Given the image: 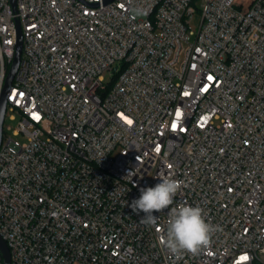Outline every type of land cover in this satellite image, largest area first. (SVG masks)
Wrapping results in <instances>:
<instances>
[{
	"label": "built area",
	"instance_id": "obj_1",
	"mask_svg": "<svg viewBox=\"0 0 264 264\" xmlns=\"http://www.w3.org/2000/svg\"><path fill=\"white\" fill-rule=\"evenodd\" d=\"M194 1L0 0V95L18 21L5 114L26 137L2 125L10 264H264V0H197L192 30ZM162 174L186 184L171 207L218 226L199 254L159 243L168 209L146 226L128 206Z\"/></svg>",
	"mask_w": 264,
	"mask_h": 264
},
{
	"label": "clouds",
	"instance_id": "obj_2",
	"mask_svg": "<svg viewBox=\"0 0 264 264\" xmlns=\"http://www.w3.org/2000/svg\"><path fill=\"white\" fill-rule=\"evenodd\" d=\"M157 178L159 182L154 187L141 188L139 198L132 200L128 206L132 213L144 214L140 223L146 226L157 224L158 217L154 213L168 209L166 229H158L161 231L159 243L177 259L185 253L199 254L210 245L218 226L206 221L204 210L199 206L179 203L171 207L182 187H186L184 181L163 174Z\"/></svg>",
	"mask_w": 264,
	"mask_h": 264
},
{
	"label": "water",
	"instance_id": "obj_3",
	"mask_svg": "<svg viewBox=\"0 0 264 264\" xmlns=\"http://www.w3.org/2000/svg\"><path fill=\"white\" fill-rule=\"evenodd\" d=\"M109 1L111 0H104V2H109ZM15 2L16 0H10V4L13 10H15ZM21 48H22L21 29H20L18 21H16L15 52H14V56H13L10 68L7 72V75L4 81V86H3V89L0 95V144H1V137H2V125H3L4 115H5V111L7 107L6 94L12 84L14 74L18 67V63L20 60V54H21ZM0 248L2 250V255H3V264H10L9 251H8V248L5 242L1 238V236H0Z\"/></svg>",
	"mask_w": 264,
	"mask_h": 264
},
{
	"label": "rangeland",
	"instance_id": "obj_4",
	"mask_svg": "<svg viewBox=\"0 0 264 264\" xmlns=\"http://www.w3.org/2000/svg\"><path fill=\"white\" fill-rule=\"evenodd\" d=\"M193 5L196 8V11L192 14L191 18H190V22H189V26L192 30H195L198 28L200 20H201V13L198 10L199 7V2L197 0H195L193 2ZM193 38V36H191V39ZM110 81V76L108 74L105 75L104 77V83H108ZM11 112L9 110H7L6 114H5V118L3 120V134L5 137H11L14 140H18L20 142H23L26 140V137L23 136L22 134L19 135H14L13 134V130L17 127V119L16 120H12L9 118V114ZM7 126H10L11 129H8Z\"/></svg>",
	"mask_w": 264,
	"mask_h": 264
}]
</instances>
